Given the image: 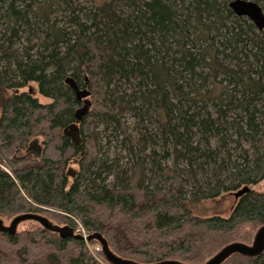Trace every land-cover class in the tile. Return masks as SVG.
Returning <instances> with one entry per match:
<instances>
[{"label": "trees", "instance_id": "16d2710c", "mask_svg": "<svg viewBox=\"0 0 264 264\" xmlns=\"http://www.w3.org/2000/svg\"><path fill=\"white\" fill-rule=\"evenodd\" d=\"M92 1L0 0V217L36 212L81 226L143 263L202 264L217 248L203 246L206 236L249 240L243 226L264 224V190L255 188L264 180V30L235 15L230 0ZM253 1L264 9V0ZM31 83L50 101L41 102ZM81 91L88 94L79 99ZM127 112L146 124L145 135H130ZM99 122L137 158L130 176L106 181L114 170L97 142ZM159 136L191 167L201 156L215 161L227 141L240 147L238 139L254 156L244 165L229 160L225 184L215 174L202 187L192 174L186 196L180 172L161 162L169 150L157 155ZM36 138L37 156L17 155ZM213 139L221 145L212 148ZM148 142L157 178L150 183L142 179ZM245 185L253 188L226 216L191 210ZM89 245L97 242L34 223L14 235L0 231V264H109ZM222 264H264V251Z\"/></svg>", "mask_w": 264, "mask_h": 264}, {"label": "rangeland", "instance_id": "374dc122", "mask_svg": "<svg viewBox=\"0 0 264 264\" xmlns=\"http://www.w3.org/2000/svg\"><path fill=\"white\" fill-rule=\"evenodd\" d=\"M105 0H93L92 2L94 4H99L102 3ZM87 5L88 2L86 1ZM264 10V9H263ZM264 30V28H263ZM262 31V30H261ZM25 44V43H24ZM17 47H22V44H17ZM32 92L35 96L39 98L41 102H48L50 101L48 98H45L41 96L37 92L36 85L34 83H31L30 85ZM124 119L127 123L128 126V131L130 135L134 138H140L144 133L143 126L146 125L145 123H139V120L134 117L131 113L127 112L124 115ZM149 125V126H148ZM148 130L146 131L147 133H151L155 131L153 130L154 127H152L151 124H147ZM151 129V131H150ZM112 127L107 126L105 128V125L103 122H99L98 127L95 130L96 136H97V142L98 145L103 151L105 148H108V157H107V164L112 165V169L115 171H112L107 174V179L106 181H112L114 180L115 173L117 172L118 175H122L123 171H125L124 176L128 177L132 174L135 164L137 163L136 160L137 158L133 156L132 153L128 151V149L123 146L121 137L117 134H112ZM147 135V134H146ZM235 137V136H233ZM158 141L155 146V150L157 152V155L160 156L164 153L166 149L169 150V156L167 159H162L161 162L163 165L167 167H176L177 170L180 172L181 176V182L183 185L184 192L186 196L190 194V192L193 190V182H192V174H195L198 182L202 187L205 186V181L206 179L211 181L212 184L215 183V174L219 176V181L222 184L227 183V170L229 166V160L234 161L235 163L243 164L244 165V158L247 157V159L252 158L254 156L253 149L250 147L248 142L243 141L242 139H238L240 143V147L236 145V142H230L227 141L225 148L222 149L221 153L216 157L215 161H210L209 159H206L204 156H201L194 162L192 167L188 165V162L185 157H180L175 155L174 152H172V148L170 145L164 146L162 138L160 136L158 137ZM234 139V138H233ZM32 140V139H31ZM30 140V141H31ZM38 141V154L40 150V140L39 138H36ZM221 145V143L218 142L217 139H213L211 141V147H218V145ZM164 146V147H163ZM150 148H151V143L148 142L147 144V150H145V154L143 155L144 157V165L142 167V179L145 182H152V181H157L156 178V171L155 168L149 158L150 156ZM27 149H23L17 152V155H23L26 153ZM33 153V152H31ZM101 156V153H99V157ZM67 168H72L76 169L77 166L75 164H70ZM255 188L257 190H264V180L259 182ZM235 200L231 192H222V194L216 198L213 199H206L202 200L198 203L191 204V210L194 214L200 215V216H211V215H221V216H226L230 210L232 205L234 204ZM3 219L4 224H8L10 221V217H1ZM52 223L62 226L60 221H57L55 219H50ZM34 221H24L21 222L17 230H23L26 229L30 226H32ZM244 229H251V234L252 236L250 237L249 240L244 241L243 239H227L226 236H221L220 234H215L213 236H206V238L203 239V246L209 245V244H215L216 249L212 250L210 254H208V257H206V260L212 256L216 251H218L222 246H224L227 243L233 242V241H241L245 243H251L253 235L258 227H250V226H243ZM77 232L84 233L86 234L81 226H78L76 229ZM244 234V230H242ZM240 233V232H238ZM228 240V241H227ZM99 246L94 245V246H88L92 251L95 250V247ZM95 252V251H94ZM201 264V263H198Z\"/></svg>", "mask_w": 264, "mask_h": 264}, {"label": "water", "instance_id": "95a60500", "mask_svg": "<svg viewBox=\"0 0 264 264\" xmlns=\"http://www.w3.org/2000/svg\"><path fill=\"white\" fill-rule=\"evenodd\" d=\"M229 8L237 16L247 17L255 26L258 31L264 28V11L262 7L253 0H230ZM88 92H79L77 97L79 99L86 97ZM89 103L84 101V106L76 111L75 117L76 122L73 125V130L76 135H79L78 122L82 120L83 114L86 112ZM79 138V137H78ZM82 139L79 138V141ZM32 141L31 143H33ZM78 143V142H77ZM82 145V144H81ZM38 152H36V156ZM67 174L70 176L74 175V170L69 168ZM253 188L252 185L242 186L236 191L231 192L236 201L240 196L247 193ZM34 221L38 223L44 229L49 231L57 232L61 238L75 237L83 239L85 241H96L101 248V253L107 263L109 264H187L183 261L177 259H164L156 262L143 263L132 259L123 258L115 254L109 247L107 240L99 233L93 232L89 234H84L77 232L76 229L69 225H56L51 222V220L36 212H24L14 215L8 224H4L3 219L0 217V231L7 233L8 235H14L17 232V227L21 222L24 221ZM264 251V224L260 225L252 238L251 243H245L241 241H233L222 246L216 253L210 256L202 264H222L226 259H228L233 254H240L246 257H256Z\"/></svg>", "mask_w": 264, "mask_h": 264}, {"label": "flooded vegetation", "instance_id": "af4514ba", "mask_svg": "<svg viewBox=\"0 0 264 264\" xmlns=\"http://www.w3.org/2000/svg\"><path fill=\"white\" fill-rule=\"evenodd\" d=\"M77 138V142L78 143H81L82 142V140L81 141H79V138L78 137H76ZM32 141H34L33 143H31ZM31 142H30V144L28 145V148H27V150H26V153H31V152H33L35 155H36V152L38 151V141L37 140H32ZM69 169V168H68Z\"/></svg>", "mask_w": 264, "mask_h": 264}, {"label": "built area", "instance_id": "2783aa9c", "mask_svg": "<svg viewBox=\"0 0 264 264\" xmlns=\"http://www.w3.org/2000/svg\"><path fill=\"white\" fill-rule=\"evenodd\" d=\"M81 228H82V227H81ZM90 251H91L92 253H94V251H95V252H96V251H100V247H99V246H96L94 251H92L91 249H90Z\"/></svg>", "mask_w": 264, "mask_h": 264}]
</instances>
